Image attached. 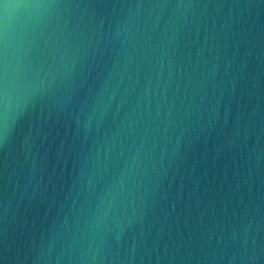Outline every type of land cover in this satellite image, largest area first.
Masks as SVG:
<instances>
[{"label":"water","instance_id":"95a60500","mask_svg":"<svg viewBox=\"0 0 264 264\" xmlns=\"http://www.w3.org/2000/svg\"><path fill=\"white\" fill-rule=\"evenodd\" d=\"M0 136V264H264V0H3Z\"/></svg>","mask_w":264,"mask_h":264},{"label":"snow or ice","instance_id":"6c2138e0","mask_svg":"<svg viewBox=\"0 0 264 264\" xmlns=\"http://www.w3.org/2000/svg\"><path fill=\"white\" fill-rule=\"evenodd\" d=\"M3 2V0H0V3H2ZM4 7H7L8 5L7 4H4L3 5ZM3 139V137L2 136H0V140H2Z\"/></svg>","mask_w":264,"mask_h":264}]
</instances>
